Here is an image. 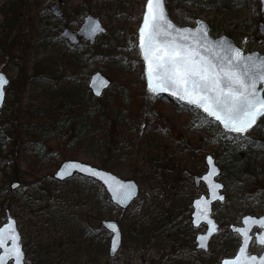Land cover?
I'll return each instance as SVG.
<instances>
[{
  "label": "rangeland",
  "instance_id": "obj_1",
  "mask_svg": "<svg viewBox=\"0 0 264 264\" xmlns=\"http://www.w3.org/2000/svg\"><path fill=\"white\" fill-rule=\"evenodd\" d=\"M3 2L4 0H0V6ZM145 2L146 0H69L64 5L61 0H17L14 8L19 18V28L15 38H9L13 41L10 49V46L0 45V66L10 79L15 77L18 67L13 65V61L18 54L20 40L23 38L31 42L39 41L40 31L53 19L52 22L57 25V35L61 37L58 45L31 46L26 52L19 54L21 60L17 61L18 64L32 72L35 66H38L37 62L40 63L42 59L47 60L56 54H65L67 48L77 47V51L85 49L88 54L90 53L91 71L87 76L83 77L80 74L76 76V81L82 83V90H85L84 85L89 89L91 74L100 71L112 82L102 96L110 91L115 93L118 89L119 95L123 96L122 99L129 100L130 107H136L145 102L144 65L137 46V29L142 20ZM55 3L64 10L65 19L52 16L50 7ZM243 4V7H238L230 13L194 6L191 0H167L168 11L176 23L194 26L196 18H202L214 27H218L219 31L214 34L216 37L220 35L234 39L238 37V42H243L245 36H253L251 44L248 43L247 51H260L264 54V42L257 40L259 34L254 33L258 29L253 21L256 12H261V4L258 0H245ZM8 5L11 6V2H8ZM79 5L81 9L77 7ZM201 7L203 11L198 14L197 11ZM11 11L14 13L13 10ZM192 12L195 13V18L190 16ZM89 14L100 18L106 32L97 36L93 44L83 41L78 45H70L61 36L62 31L65 28L78 30L84 17ZM7 16H12L11 12ZM32 16H36L35 21L31 20ZM6 19L7 17L0 12V24ZM81 43L86 44L84 49H81ZM100 51L103 57H100ZM113 57L120 60L115 62ZM57 71L63 78L75 75L65 58L57 65ZM52 82L48 84L51 87L54 84ZM42 87V84L30 87L23 103L47 105L46 100L30 98V93L33 91L35 94H42L44 90ZM85 96V100H101L102 97H95L90 89L89 94L86 91ZM147 100H152L150 94ZM143 108L146 109V105ZM154 108L158 111L153 120L149 117L152 112L148 116L151 110L145 115L146 121L142 122L137 121L134 115L128 114L131 122L137 124L138 130L130 128L127 122L122 128L124 133L121 137L107 139L106 142L94 136L92 139L79 142L80 139L73 136L70 129L60 128L46 138V149L49 151L53 147L52 152L44 151L41 155H36L37 161L34 154L27 150L26 145L20 146V158L17 159L19 169L13 171L16 177L8 184L9 190L14 192L16 203L12 207H3L0 212V226L7 221L6 210L9 209L21 233L26 253L25 264H178L179 262L221 264L224 258L233 257L237 253L241 237L232 232L230 226L242 225L241 220L246 214L255 216L264 214V175H246L239 182L227 175L223 176V173L231 170L230 159L234 150L242 152L247 149V145L241 140L243 136L228 134L217 122L198 109L179 105L171 100H157L152 106V109ZM259 133H264V118L246 135L254 136ZM39 144L37 150H42L45 144ZM104 146H107L114 156V160L107 159L111 164L106 170L123 179L136 181L140 193L126 208L120 209L115 204H109L104 209L102 219L96 218L95 213L91 214V199L82 201L76 208L79 212L88 214L86 218L92 241L88 240L85 249L87 251L93 249L90 252V255L94 256L92 262L86 255L80 256L84 249L82 247L79 249L78 241L74 242L70 239L71 236L81 237V229L75 226V222L67 225L65 223L67 216L59 215V212L67 208L59 202L52 205L49 211H45V205L38 200V195L54 182L52 175L65 161L62 155H71L73 158L70 159L103 168L100 159L107 151ZM56 148H60V153ZM187 149H190V153L186 152ZM207 154L213 155L221 168L217 179L224 184L225 200L213 204V217L219 228L206 252L204 249H196L195 236L197 233H204L207 226L202 224L194 228L191 225V213L193 199L202 193L207 194L203 182L198 187L194 184V176L206 172ZM256 165L261 166V162H257ZM29 182L31 183L26 184ZM66 183L68 186L77 185L79 189L83 188L80 185L82 181L70 179ZM13 184L17 186L13 188ZM1 185L2 174H0V187ZM90 186L89 184L88 189ZM84 194L88 193L85 191ZM105 219L116 220L122 230V247L113 257L108 253L111 234L103 227V230L101 229L102 220ZM159 222H163L161 226ZM137 224L153 225L162 229L173 224L176 230L172 229L164 236L151 235L145 242H135L131 232ZM73 225L75 231H71ZM100 239L106 240L107 249L106 253H99L96 257ZM75 250L79 252V256L76 255ZM262 251V246L252 242L250 253L261 254Z\"/></svg>",
  "mask_w": 264,
  "mask_h": 264
},
{
  "label": "trees",
  "instance_id": "obj_2",
  "mask_svg": "<svg viewBox=\"0 0 264 264\" xmlns=\"http://www.w3.org/2000/svg\"><path fill=\"white\" fill-rule=\"evenodd\" d=\"M61 1L65 5L69 0ZM191 1L194 6H204V8H214L219 12L225 11L230 13L238 7H243V3H245V0ZM8 2H11V6L8 5ZM16 5L17 0H4L0 6V12L7 17L6 21L0 24V45L2 46V44H4V47L10 46L9 49L13 42L11 39L15 38L17 35L20 24L17 12L14 8ZM77 7L79 9L82 8L80 5ZM202 9L203 8L201 7V9L197 11L198 14L200 11H203ZM11 10H13L14 13ZM10 12L12 16L8 17L7 14ZM77 15L79 16V14ZM190 16L194 18L196 17L194 12H192ZM31 20L35 21L36 16H32ZM52 20L47 27L42 28V31H40L41 39L39 41L31 42L28 39L25 40L20 38L21 44L18 54H16L17 59L15 58L13 61V65L18 67V71L16 76L11 78V84L7 88L8 98L6 97L7 100L2 109V127L0 128V174H2V185L0 187V198L2 200H0V212H2L4 206L12 207V205L16 203L14 192L9 190L8 184L16 177V174L13 171L19 169L17 166V159L18 157L20 158L21 145H26L28 147L27 150L34 154L33 156L36 158L35 161H37V156L41 155L42 152H52L53 147L52 150L49 151L46 149V138H49L52 133H55L57 129L60 128L67 130L70 129L73 136L80 139L79 142L92 139L93 136L100 139L102 142H106L107 139L121 137L124 133L122 128L126 126L127 122L130 128L138 130L137 124L131 122V118L128 114L131 116L134 115L133 117L137 118V121L142 122L146 121L147 117H145V115L151 110L148 112V116L152 112V115L149 117L153 120L155 119L156 111H158L155 108L152 109L155 102L157 100H169L167 98L152 96V100H147L149 94L144 90L143 97L145 102L136 105V107H130L129 100H123V96L119 95L118 89H116L115 93L110 91L102 96L100 98L101 100H85L86 91L89 94V89L84 85L85 90H82V83L76 81V76L80 74L84 77L89 75V72L91 71V68L89 67L91 64L90 53L88 54L84 49L87 44L86 42V44L81 43L80 47L81 49H84L83 51H77V47L70 49L67 48L65 54L60 53L51 56L47 60L42 59L40 63L37 62L38 66H35V69L32 72H30L25 66L19 65L17 62L21 60L19 54L26 52L29 47L34 45L36 47L58 45L61 37L57 35V25L53 23ZM253 21L255 27L257 26L258 29L254 33L255 35L259 34L257 40L264 42V34L259 28L261 22L264 24V14L260 11L256 12ZM62 22L63 21H61V23ZM210 27L212 34L219 31L218 27H214L213 24H210ZM237 38L238 37L235 39L236 43L244 50H247L248 43L250 45L253 40V36H245L243 42H238ZM88 49L90 50V48ZM5 50L7 51L8 49ZM100 55V57H103L101 51ZM3 56L4 52L2 53V57ZM63 58L67 59L72 70L75 72V77L70 76L68 78H63L58 75L57 65ZM113 59L115 62L120 60V58L115 57H113ZM109 62L113 63L112 61ZM39 66L40 69H38ZM79 69L81 70V73ZM50 81H53L52 83H54L52 87L51 85H48L51 84L49 83ZM41 84L43 86L42 88H44L42 94H35L33 91L30 93V98L32 100H46L45 102L48 104H24L23 99L27 90L33 85ZM145 105L146 109L143 108ZM241 140L245 142L247 149L242 152H236V150H234L233 157L230 159V165L232 164L230 166L231 170L227 173H223V176L227 175V177L234 179L237 182L246 175H264V133L255 134L254 136L245 135L241 137ZM39 143L45 144V147L42 148V150H37L38 145L40 146ZM104 148L107 151L102 154L100 164L106 169L109 168L108 166L111 164L107 159L114 160V156L111 154L112 152H110V149L107 148V146H104ZM56 150L60 153V148H56ZM186 152L190 153V149H187ZM62 158L63 160H66L73 158V156L64 154L62 155ZM257 162H261V166L256 165ZM114 165H116V163ZM36 169L37 168H34V170ZM75 180L79 182L82 181L80 184L83 187L82 189H79L77 185L68 186L67 183L65 186H68V188H66L64 183L53 178L54 182H52V185L39 192L38 200L45 205V211H49L52 208V205L59 202L67 208V210L59 212V215L62 214V216H67L65 221L67 225L75 222V226L81 229V237L71 236L70 239L74 242L78 241L80 244L79 249H81V247L84 249V252H82L80 256L86 255L87 258L92 261L94 258L93 255H90L92 248L88 251L85 249V245H88V240L92 241L91 231L86 218L88 214L87 212H79L76 208L80 206L82 201L91 199V214L95 213L96 218L102 219L104 217L105 207L111 203L101 184L79 177L75 178ZM30 183L31 182L26 184ZM89 184L91 186L88 189ZM85 191L88 194H84ZM162 223L163 222H159L160 225L157 224L161 226ZM47 225L49 226V224ZM101 229L103 230L102 226ZM172 229L176 230V227L173 224L164 229L153 225L144 226L137 224L133 228L131 236L134 237L135 242H145L151 237V235L155 237L164 236ZM71 231H75L74 225L71 226ZM106 240H99V248H97V253L95 254L96 257L99 253H106ZM76 252V255L79 256V252ZM181 263L184 262H179L178 264Z\"/></svg>",
  "mask_w": 264,
  "mask_h": 264
},
{
  "label": "water",
  "instance_id": "obj_3",
  "mask_svg": "<svg viewBox=\"0 0 264 264\" xmlns=\"http://www.w3.org/2000/svg\"><path fill=\"white\" fill-rule=\"evenodd\" d=\"M258 1L261 4V13L264 14V0ZM147 3L148 0H146L145 2L142 20L139 28L137 29V46L140 58L144 65L143 75L147 92L155 96L168 97L180 102L183 105L198 109L201 113L217 122L224 132L232 135L244 136L252 131L257 125H259V121L264 117L258 118L256 124H254L252 128L247 132L242 134L236 133L234 131H231L230 129L225 128L220 121L216 120L212 116H209L206 112H204L202 108H198L195 105L188 103L186 100H180L178 97L173 96L168 91L153 92L149 89V79L147 75L148 64L145 61L144 54L140 48L139 36V32L141 27L143 26L144 17L147 11ZM164 9L166 11L168 19L176 28L190 30L189 39L186 41V43L191 46H200L202 54H207L203 52V47L210 46L213 49L214 54H218L220 57H230L231 52L228 50L230 48H235L240 50L244 57H251L252 60L250 63L254 62L256 64H259L264 61V54L260 51L245 52L242 48L236 45L233 38L227 35H220L218 37L213 36L210 32V25L206 20L197 18L194 26L180 25L171 18L167 8L166 0H164ZM50 12L55 18L60 19L64 17V10L58 3H55L50 7ZM261 26H263L262 32H264V24L261 23ZM105 32L106 28L103 26L100 18L89 14L84 17V21L82 22L78 30L73 31L70 28H65L62 31L61 36L73 45H78L81 40L93 44L97 36ZM111 84V80L106 75H104L100 71H96L91 74L88 87L95 97H101L103 93L111 86ZM9 85L10 78L1 70L0 66V91L3 92V96L2 98H0V127L2 125L1 110L5 103L6 89L9 87ZM256 87L258 93L264 96V82L258 81ZM209 158L211 159V163H209ZM205 164L207 166L206 172L202 173L201 175H195L194 183L195 186L198 187L200 183L203 182L207 189V194L202 193L199 195V197L193 199L191 225L194 228H198L202 224H205L207 226V229L204 233H197L195 236L196 249H204L207 252L209 250L210 241L214 234L218 232L219 228V224L213 217V204L216 202H223L225 200V194L223 192L224 184L217 179V177L221 173V168L216 163V159L214 158V156L211 154H207L205 156ZM74 165H81L83 166V168L74 167ZM92 171H94L96 174L93 175ZM75 176L94 180L95 182L101 184L105 189L111 203L119 206L120 208L128 207L139 196L140 193V188L136 181L132 179H123L109 170L77 159H69L63 161L53 175V177L60 182L72 179ZM16 186V184H13V188H15ZM6 219L7 221L0 226V235L4 237V244L0 246V257H2V259H0V264H25L26 253L22 244L21 233L18 229L16 219L9 209L6 210ZM241 221L242 225L230 226L232 232L237 233L241 237V244L238 248V251L233 257L224 258L221 261V264H226V262H228V264H231V262L235 261L236 258L240 256L241 248L245 247V239L244 235L242 234L244 231H247V235L248 237H250L247 242L245 254L249 257H256V264H260V261L264 260V244L260 243V240L264 239V227H262L260 223L264 222V214L261 216L246 214L245 216H243ZM101 224L108 232L111 233L109 242V255L113 257L122 246L123 236L121 227L116 220L105 219L102 220ZM255 228L260 231L252 233ZM13 230L18 236V244L23 252V259L21 261H17L14 257L7 254V250L12 247V240L10 239V236ZM253 240H255L257 244L263 247V251L261 252V254L250 253V247ZM113 249L115 250L113 251Z\"/></svg>",
  "mask_w": 264,
  "mask_h": 264
},
{
  "label": "snow or ice",
  "instance_id": "obj_4",
  "mask_svg": "<svg viewBox=\"0 0 264 264\" xmlns=\"http://www.w3.org/2000/svg\"><path fill=\"white\" fill-rule=\"evenodd\" d=\"M189 35L190 30L176 28L168 19L164 0H148L139 36L140 48L148 64L149 89L168 91L202 108L225 128L241 134L247 132L258 118L264 117V96L256 87L258 81L264 82V61L250 63L252 58L244 57L235 48L228 50L230 57L214 54L210 46H204L203 52L207 54H202L200 46L186 43ZM2 96L0 91V98ZM74 167L83 168L81 165ZM92 174L96 173L92 171ZM260 223L264 227V222ZM242 234L245 247L231 264H256V257L245 254L250 237L247 231ZM10 239L12 247L7 254L21 261L23 252L14 230ZM260 243L264 244V239ZM3 244L4 237L0 235V246ZM260 264H264V260Z\"/></svg>",
  "mask_w": 264,
  "mask_h": 264
},
{
  "label": "flooded vegetation",
  "instance_id": "obj_5",
  "mask_svg": "<svg viewBox=\"0 0 264 264\" xmlns=\"http://www.w3.org/2000/svg\"><path fill=\"white\" fill-rule=\"evenodd\" d=\"M3 71V70H2ZM78 176H75L74 178H72V179H75V178H77ZM79 178H81V177H79ZM67 181V180H66ZM66 181H64V182H62V183H66ZM257 231H260V230H258L257 228H255L254 230H253V232L252 233H255V232H257ZM240 236V235H239ZM252 242H255V240H253ZM121 249V248H120ZM119 249V250H120Z\"/></svg>",
  "mask_w": 264,
  "mask_h": 264
}]
</instances>
